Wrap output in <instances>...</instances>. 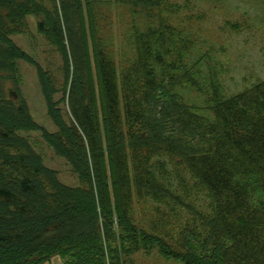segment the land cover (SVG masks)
Wrapping results in <instances>:
<instances>
[{"label":"trees","instance_id":"trees-1","mask_svg":"<svg viewBox=\"0 0 264 264\" xmlns=\"http://www.w3.org/2000/svg\"><path fill=\"white\" fill-rule=\"evenodd\" d=\"M110 5L0 0V264H129L153 248L185 264H264V78L223 94L216 64L191 56L197 40L164 0H116L133 48L118 66ZM29 15L62 54L61 84L11 36ZM20 59L35 66L57 130L29 111ZM20 129H39L79 180L64 181ZM145 200L155 209L136 217Z\"/></svg>","mask_w":264,"mask_h":264},{"label":"rangeland","instance_id":"rangeland-1","mask_svg":"<svg viewBox=\"0 0 264 264\" xmlns=\"http://www.w3.org/2000/svg\"><path fill=\"white\" fill-rule=\"evenodd\" d=\"M116 0H111L106 20L109 28L105 34L113 39L111 44L114 59L120 66L121 63L133 57V48L128 44L126 34L129 33L130 14L122 8L115 7ZM179 6V11L165 16L177 25L190 31L196 38V45L191 51V56L207 52L211 64H216L218 77L221 78V91L225 95L237 92L247 85L264 78V0H164V4ZM192 15V16H191ZM191 16V17H190ZM27 30L15 32L11 36L15 41L34 55L43 65L50 68L57 77L58 84L64 79L62 70L63 57L59 49L51 44L47 38L38 32V17L29 15ZM239 22L240 27L234 29L231 24ZM19 69L23 76L21 83L22 94L25 97L29 111L33 118L50 130L58 127L48 113V107L39 84L36 68L26 60H19ZM10 82L6 84V87ZM184 94L189 101L205 105L203 92L184 89ZM62 91L56 93L61 97ZM65 117L69 118L67 100L61 103ZM209 115L213 109H205ZM21 136L28 137L35 148L44 155L47 164L58 169L61 178L68 183L77 182L78 175L73 171L68 159L57 154L45 141L39 129L18 131ZM180 167L186 177L191 173L183 165ZM203 204V202L201 201ZM153 200L135 203L136 217L155 209ZM60 258L54 257L42 264H60ZM129 264H185L182 261L162 256L156 248L148 253L141 249L130 258Z\"/></svg>","mask_w":264,"mask_h":264}]
</instances>
